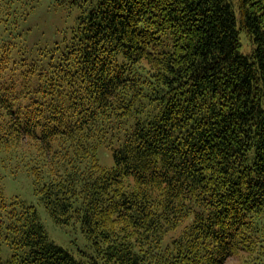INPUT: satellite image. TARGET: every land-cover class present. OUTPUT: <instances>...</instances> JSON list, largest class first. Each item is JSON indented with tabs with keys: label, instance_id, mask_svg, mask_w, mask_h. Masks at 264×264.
Listing matches in <instances>:
<instances>
[{
	"label": "trees",
	"instance_id": "1",
	"mask_svg": "<svg viewBox=\"0 0 264 264\" xmlns=\"http://www.w3.org/2000/svg\"><path fill=\"white\" fill-rule=\"evenodd\" d=\"M20 1L0 0V151L92 255L0 173V264H264V0H55L79 13L38 44Z\"/></svg>",
	"mask_w": 264,
	"mask_h": 264
},
{
	"label": "rangeland",
	"instance_id": "2",
	"mask_svg": "<svg viewBox=\"0 0 264 264\" xmlns=\"http://www.w3.org/2000/svg\"><path fill=\"white\" fill-rule=\"evenodd\" d=\"M16 18L19 24H23L19 30L24 29L23 36L28 32L33 43H39L44 39L57 38L74 24L75 17L79 13L77 8L60 6L55 0H21L16 4ZM29 38V36H27ZM241 51L247 54L250 51L248 39L241 34ZM25 48V41L22 43ZM99 165L110 168L113 159L110 150L100 147L97 151ZM0 173L3 174L2 189L4 196L10 200L17 198L25 204L33 206L50 241L66 249L77 259L85 260L92 255V247L84 238L77 225L61 226L56 224L45 209L40 198L35 193V184L28 167L23 164L15 166V162H8L0 151ZM170 234L168 238L171 236ZM1 256L9 258L10 251L5 245L1 247ZM236 259L230 258L225 264H235Z\"/></svg>",
	"mask_w": 264,
	"mask_h": 264
}]
</instances>
